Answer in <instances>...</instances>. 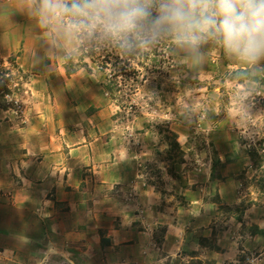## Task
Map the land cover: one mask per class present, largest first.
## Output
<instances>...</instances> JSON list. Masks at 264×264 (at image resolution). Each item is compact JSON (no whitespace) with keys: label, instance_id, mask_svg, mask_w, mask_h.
<instances>
[{"label":"crops","instance_id":"1","mask_svg":"<svg viewBox=\"0 0 264 264\" xmlns=\"http://www.w3.org/2000/svg\"><path fill=\"white\" fill-rule=\"evenodd\" d=\"M14 2L0 0V70L30 72L44 55L42 37L27 16L10 14ZM36 91L21 121L27 129L12 126L0 104V264H225L229 250L205 195L176 186L187 204L168 205L140 178L135 157L125 159L119 139L101 133L107 121L87 115L92 121L78 123ZM263 216L255 206L241 220L261 229ZM215 235L218 246L208 247Z\"/></svg>","mask_w":264,"mask_h":264},{"label":"rangeland","instance_id":"2","mask_svg":"<svg viewBox=\"0 0 264 264\" xmlns=\"http://www.w3.org/2000/svg\"><path fill=\"white\" fill-rule=\"evenodd\" d=\"M40 58L30 72L11 64L0 70V104L12 126L27 127V120L21 121L28 117L26 101L34 90L51 96L54 112L69 111L78 123L92 121L87 115L107 121L101 133L119 139L125 159L135 157L140 178L156 185L168 205L187 204L188 197L174 194L176 186L182 194L206 196L229 250L225 264H264V228L241 220L245 209L264 207V81L231 78L241 67L217 47L209 48L199 79L172 57L160 71L142 70L147 80L137 89L115 94L88 58L86 65L79 57ZM232 219L242 225L234 226ZM216 235L205 242L208 247L218 246ZM193 252L204 260L202 252Z\"/></svg>","mask_w":264,"mask_h":264},{"label":"clouds","instance_id":"3","mask_svg":"<svg viewBox=\"0 0 264 264\" xmlns=\"http://www.w3.org/2000/svg\"><path fill=\"white\" fill-rule=\"evenodd\" d=\"M11 7L34 22L45 58L75 62L106 49L131 65L167 45L199 79L217 47L241 66L231 78L264 81V0H15Z\"/></svg>","mask_w":264,"mask_h":264},{"label":"trees","instance_id":"4","mask_svg":"<svg viewBox=\"0 0 264 264\" xmlns=\"http://www.w3.org/2000/svg\"><path fill=\"white\" fill-rule=\"evenodd\" d=\"M79 58L83 63L88 58L96 64L99 71L104 75L105 84L103 85L111 94L118 91L122 92L125 89H129V92L137 89L147 80L146 76L142 74V70H149L152 67L153 70L160 71L166 66H170L174 60L170 56L167 45L144 55L137 61H133L131 65L127 61H123L115 52L106 49L98 53L82 54Z\"/></svg>","mask_w":264,"mask_h":264},{"label":"built area","instance_id":"5","mask_svg":"<svg viewBox=\"0 0 264 264\" xmlns=\"http://www.w3.org/2000/svg\"><path fill=\"white\" fill-rule=\"evenodd\" d=\"M8 76V75H7ZM9 77V76H8Z\"/></svg>","mask_w":264,"mask_h":264}]
</instances>
